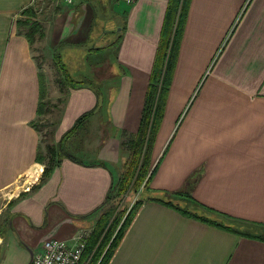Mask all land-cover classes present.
I'll return each instance as SVG.
<instances>
[{"label": "crops", "instance_id": "1", "mask_svg": "<svg viewBox=\"0 0 264 264\" xmlns=\"http://www.w3.org/2000/svg\"><path fill=\"white\" fill-rule=\"evenodd\" d=\"M36 1L0 0V264H30L46 240L73 243L109 212L129 158L124 143L140 129L170 2L113 6L116 17L98 37L112 43L122 37L115 51L119 76L109 80L96 66L111 49H85L97 17L87 0L39 17L54 60L59 53L66 65L79 59L93 65L86 72L78 63L71 68L87 88L60 87L54 95L43 58L20 24ZM53 97L64 100L56 121L57 110L38 113ZM45 116L52 143L38 124ZM49 147L57 151L53 160ZM152 163L158 170L143 197L160 194L199 215L194 205H203L217 225L146 202L108 264H264V0L191 1Z\"/></svg>", "mask_w": 264, "mask_h": 264}, {"label": "trees", "instance_id": "2", "mask_svg": "<svg viewBox=\"0 0 264 264\" xmlns=\"http://www.w3.org/2000/svg\"><path fill=\"white\" fill-rule=\"evenodd\" d=\"M191 1L192 0H170L169 2L166 18L162 27L161 41L146 96L140 129L137 134L129 137L128 141L124 143V146L129 151V160L121 180L116 185L117 189L114 187L112 191L113 195L110 197L112 200L116 199V196L120 197L131 191L138 192L142 187L146 189L158 170V165L152 169V152L156 136L164 120L166 104L179 59L180 47L185 33ZM24 15L29 19L20 21V24L28 29L26 36L30 43L33 44L36 35L40 34V36L43 37L41 30L42 26L30 19V17H34L35 15L33 8L25 10ZM121 42L122 37L119 35L117 41L106 47H96L93 51L100 52L107 48H113L115 45H117L116 48H118ZM55 58L63 74L60 84L68 85L69 88L74 89L87 88V83L76 81L72 78L64 61L61 62L59 53L56 54ZM41 81V100H43L45 97V86L42 75ZM62 92H64L63 89ZM58 102L62 104L64 100L59 99ZM48 108L49 105L47 106L45 103H40L38 113L50 112ZM94 112L95 111H91L82 115L74 126L64 135L63 139L65 140L74 136L82 128L88 117ZM48 150L52 155L51 160H53L57 151L54 147H49ZM47 172L48 170L45 169L44 174ZM178 194L181 193H175V195ZM146 202H157L184 215L195 217L203 222L212 223L211 221H214V224L217 225V221H215L212 216L208 215L212 213V211L203 205H194L195 210L198 208V210H200L199 213L204 214L199 215L197 212H192L187 208H180L178 205H175L171 199H164L160 194L140 198L129 213H116V208H114V211L112 210L113 212L111 211V213L102 215L97 227L94 229L87 242L82 261L85 262L86 259L91 257L88 264H108L136 213ZM112 217H114V219L110 224ZM247 235L250 237L252 236L250 234Z\"/></svg>", "mask_w": 264, "mask_h": 264}, {"label": "rangeland", "instance_id": "3", "mask_svg": "<svg viewBox=\"0 0 264 264\" xmlns=\"http://www.w3.org/2000/svg\"><path fill=\"white\" fill-rule=\"evenodd\" d=\"M69 1H71V0H37L36 4H34V6L30 7V8L34 9V14H35L34 17H30V19L33 22H37V23L41 24L39 22V20L41 21V19H39V17H42L45 14H49V13L50 14H52V13L58 14L63 9L62 4L70 6ZM78 1H80V0H74L75 4L73 6L79 5L80 2H78ZM81 1L84 2V0H81ZM119 1H121V0H87V3L90 4V6H92V8L95 12V15L97 14V17H95L92 21V24H91L92 29L90 32V39L88 40L87 44L85 45L86 50L91 49L93 47H106L112 43V42H107L105 39H103L101 42H99L98 37H99V32L101 29L104 33L108 32V28L104 29L105 26H107L106 22L112 21V20H114V17H116V11H115L114 7L118 5ZM123 1L126 2L125 0H123ZM50 6H51V9H50ZM119 8H120V5H118V9ZM78 12H79L78 14H80V9H78ZM92 12H93L92 9H90L88 12L89 22L92 18V14H93ZM112 16H113V18H112ZM22 19H29V18L26 17V15H24V17ZM110 26H108V27H110ZM89 28L90 27L88 25V29ZM41 30H42V27H41ZM43 36H44V34H43ZM117 39H116V41H117ZM75 44H77V43L76 42L68 43L65 45V47L74 46ZM33 46L36 48V54L40 55L43 58V61L42 62L40 61V62H41V64H45V70L47 73V78H49L47 84L49 83V87H50V89H52L51 94L55 95V93L57 91H59L60 87L66 89V87L68 85L60 84V81H62V78H63V74L61 73V71L59 69V64L56 62V60H54L55 50L51 49V47L46 43V41L43 40V37L40 36V34L36 35ZM116 47H117V45H115L113 48H110L111 51L106 52L102 56H98L100 59H102V61H101L100 66H96V69H98V67H101L102 74H106L108 80L110 77H111V79H116L119 76L118 75L119 70L117 68V59L115 58V56H116L115 51L117 50ZM58 50L60 51V48H58ZM61 51H62V53L64 52V50L62 48H61ZM65 62H66V59L64 58V63ZM77 63H78V67L81 66V68L84 70V72H86L90 66L93 67V65L90 63H89L90 64V66H89L86 59L84 61V66H83V62L79 59V61H77V62L74 61V62H72V64L69 63V65H66V68H67V70H70L69 73L71 75H72L71 68H73V66H75ZM45 84H46V82L44 80V86H45ZM102 86L103 85L98 84V91L103 89ZM114 88H115V84L113 82H111L110 89H109L108 93L109 94L113 93ZM113 96H114V94H111L109 98H112ZM60 99H62V98H60ZM52 100H53V103L52 104L49 103L48 109H50L51 112H54L55 110H57V107L60 106V103L58 102L59 99L56 100L54 97L52 98ZM46 114L48 115V113H46ZM58 116L59 115H58V110H57L55 112V116L53 115L52 117L56 121ZM52 117H51V119H52ZM38 124H39L40 128L42 129V132L44 133V137H45L44 141L46 140V141H49L51 143L54 142V138L51 137V135H50L51 131H52V123H51L50 119L47 118V116L42 117ZM95 125H96V123H93V124L91 123V126L89 127V129H91L92 131L93 130L96 131L97 126H95ZM101 128H102V126H101ZM103 132H104V130L102 128V134H103ZM128 160H129V158H128ZM128 160L122 166L121 177L118 180V182L121 180V178H122V176L126 170ZM154 167H153V163H152V169ZM118 182L116 183V185L118 184ZM116 185H115V187H116ZM115 189H117V187ZM145 190H146L145 187H142L138 192L131 191L128 194H125L123 196H120V197L116 196L115 197L116 199L112 200V202L110 203L108 213H111L112 210L114 211V208H116V213H129V211L132 209V207L137 202V200L140 198H144L142 196V193H144ZM180 195H185V194L181 193ZM114 216H115V213H114ZM100 217H102V216L100 215ZM113 219H114V217L111 218L110 224H111ZM93 231L91 232V234L93 233ZM105 232H104V234H105ZM91 234H90V236H91ZM90 258L91 257H89L88 259L85 260L86 264L89 263Z\"/></svg>", "mask_w": 264, "mask_h": 264}, {"label": "built area", "instance_id": "4", "mask_svg": "<svg viewBox=\"0 0 264 264\" xmlns=\"http://www.w3.org/2000/svg\"><path fill=\"white\" fill-rule=\"evenodd\" d=\"M125 1L129 4L136 2ZM90 234L87 230L79 231L73 238V243L57 239L46 240L42 252L34 255L30 264H86L82 260Z\"/></svg>", "mask_w": 264, "mask_h": 264}]
</instances>
